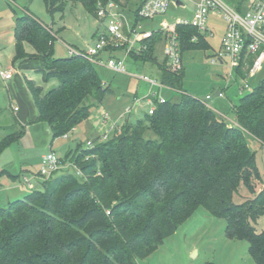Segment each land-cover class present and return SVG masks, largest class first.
I'll return each instance as SVG.
<instances>
[{"label": "trees", "instance_id": "16d2710c", "mask_svg": "<svg viewBox=\"0 0 264 264\" xmlns=\"http://www.w3.org/2000/svg\"><path fill=\"white\" fill-rule=\"evenodd\" d=\"M109 1L125 7L129 0L43 3L53 15L68 2H80L98 19V5ZM143 1L133 12L132 27L142 20L137 12ZM224 1L239 12L246 2ZM174 30L181 57L185 50L207 47L205 34L195 27L176 24ZM165 34L153 32L141 41L145 50L133 49L126 58L135 66L157 64V81L173 90L156 87L153 113L147 111L134 122L126 118L109 138H97L88 148L78 143L59 157L81 174L71 166L62 167L36 181L40 189L30 188L23 197L0 206V264H138L198 207L223 217L225 234L245 239L255 263L264 264V230L257 232L252 225L264 215V187L240 203L233 201L241 184L254 193L261 182L255 151L246 137L264 144V80L238 97L231 108L238 126H229L205 102L182 89L183 64L172 73L166 59L157 61L154 48ZM13 35L12 63L37 60L43 64L37 72L44 83L58 80L44 92L41 85L24 77L37 112L35 121L45 123L52 139L67 136L106 95L114 93L98 76L97 65L81 55L54 57L51 27L46 29L32 15L17 18ZM25 44L33 51L27 52ZM126 46L125 42L119 48L109 44L101 53L113 56ZM240 66L234 70L235 81L245 77ZM164 90L181 93L179 100L164 97L160 102L158 95ZM135 98L134 94L133 102ZM6 131L0 138V152L23 133L14 126Z\"/></svg>", "mask_w": 264, "mask_h": 264}, {"label": "rangeland", "instance_id": "374dc122", "mask_svg": "<svg viewBox=\"0 0 264 264\" xmlns=\"http://www.w3.org/2000/svg\"><path fill=\"white\" fill-rule=\"evenodd\" d=\"M123 1V0H122ZM139 0H129L125 8H117L116 12L133 26L134 15ZM183 6L171 5L166 14L156 15L153 20L142 19L138 22L137 31L158 28L161 22L171 24L177 19L190 20L196 0H180ZM30 14L40 21L47 29L51 27L53 35V56H67V48L85 51L94 43V35L97 29H104L105 22L90 15L80 2H68L62 12L50 15L44 6L43 0H0V67L4 70L14 69V79L5 82L0 78V138L6 134V128L14 126L15 129L23 130L18 139L11 141L0 152V206H6L8 202L23 197L30 188L22 184L23 176H28L39 170L42 155L53 151L58 157H64L65 152L74 149L78 143L85 145L87 140L93 141L112 136L114 129L119 127L127 118L129 122L143 118L148 108L145 104L135 103L132 96L144 97L150 84L137 78L112 72L104 67L97 66L96 71L103 82L110 84L114 93L106 95L102 104L93 107L89 116L80 122L75 129L71 130L67 137L59 136L51 138L45 123L21 121L23 113L29 117L32 114L34 103L30 93L24 84V75L30 74L36 84L43 87L46 92L58 84L53 78L44 83L42 74H32L31 68L39 69L43 64L37 60L30 63H12L15 53L14 26L18 17ZM139 26V28H138ZM207 26L211 34L204 39L207 47L204 49H189L182 52L183 79L182 89L186 94L198 98L209 107L217 108L220 112L227 114L229 118L234 115L230 112L238 97L249 92L260 81L264 80V64L253 76L238 78L234 80L231 62L223 54L221 49V37L224 33L225 24L221 18L209 14ZM201 34H204L200 32ZM161 45L158 43L154 48L157 53V61L161 62ZM27 52L33 48L25 44ZM118 57H123L122 52H117ZM223 60L219 62L217 57ZM106 59L107 55H102ZM216 58V62L212 60ZM128 72L137 75H146L150 79L158 80L160 71L157 64L144 62L142 67H135L130 58H126ZM136 65V66H138ZM248 88L242 91L239 87L243 83ZM9 83L14 87L11 92ZM22 86V88H21ZM156 88V87H154ZM225 93L223 98L217 97V92ZM27 93V100L23 96ZM207 93L212 94L211 100H205ZM163 97H169L172 101H178L181 93H172L164 90L160 93ZM118 95H122L118 101ZM11 97V98H10ZM119 97V96H118ZM129 99V100H128ZM133 106L134 114L124 113L125 105ZM232 105V106H231ZM17 106L19 111H13ZM231 106V107H230ZM36 110V109H35ZM106 113V117H105ZM217 117L220 115L215 111ZM28 115V114H27ZM248 145L256 151L255 161L261 175V182L251 193L242 184L237 193L233 195L235 203L242 202L245 198H251L262 187H264V145L251 137H246ZM35 189L41 186L32 179ZM225 219L207 213L203 207H198L193 213L179 223L175 232L164 239L158 247L148 256L140 259L138 264H256L248 252V243L245 239L230 238L225 234ZM258 231L264 230V215L255 225Z\"/></svg>", "mask_w": 264, "mask_h": 264}, {"label": "built area", "instance_id": "2783aa9c", "mask_svg": "<svg viewBox=\"0 0 264 264\" xmlns=\"http://www.w3.org/2000/svg\"><path fill=\"white\" fill-rule=\"evenodd\" d=\"M171 5H178L176 0H144L138 9L137 15L141 19L153 20L156 15L166 14ZM118 5L109 1L106 5H98L97 17L102 20L104 25L103 32L99 33L94 43L88 46L85 51L67 48L68 55H81L90 63L104 67L115 73L124 74L143 80L150 84L148 93L142 98H135V103L145 104L148 108V113H153L155 104L153 97L157 95L154 87L166 88L173 90L160 82L150 79L146 75H137L136 73L128 72L126 66V57L128 52L135 49L141 51L146 49V44L141 41L151 37L153 32L160 31L165 34V39L162 41V54L166 59L167 69L174 73L182 68V57L179 48V41L174 30L176 24L190 25L195 27L199 32L205 35H210L211 31L207 26V17L209 14L221 18L225 24L224 33L221 37V49L231 62V70L234 72L237 66L245 71V78L253 76L259 71L264 64V0H246L244 10L239 12L233 6L227 4L224 0H196L194 10L190 20L177 19L174 23L167 24L161 22L158 28L151 30L137 31L136 26L130 27L116 12ZM139 28V26H138ZM192 41L196 37H192ZM126 43V48L123 51V57L107 56L104 59L101 52L107 45L113 48H119L123 43ZM250 61H248V58ZM220 63L223 60L218 56ZM217 60L214 58L212 63ZM13 76L12 69H2L0 67V78L8 81ZM249 86L245 82L240 85L239 90L247 89ZM217 97H224L223 91L217 92ZM212 98L211 93L205 95V100ZM160 102H164V97L158 95ZM17 110V107L13 108ZM133 106H126L124 113H129ZM220 116L226 120L229 126H238L235 120H231L225 115ZM106 117V113H105ZM64 137H67L64 135ZM106 135L102 137L105 138ZM93 142L87 140L85 147H92ZM71 166L75 169L76 174H81L80 170L72 163H61L60 158L53 152L48 151L42 155L40 167L37 173H32L30 177L23 176L22 184L28 188H34L32 179L35 181L47 179L53 172L62 168Z\"/></svg>", "mask_w": 264, "mask_h": 264}, {"label": "crops", "instance_id": "0c3cea01", "mask_svg": "<svg viewBox=\"0 0 264 264\" xmlns=\"http://www.w3.org/2000/svg\"><path fill=\"white\" fill-rule=\"evenodd\" d=\"M138 2L140 3L141 0H139ZM176 2H177V4H178L177 7H178V6H179V7L183 6V3H182L180 0H176ZM139 3H138V4H139ZM126 6H127V5H126ZM126 6H125V7H126ZM174 6H176V5H174ZM125 7L122 6L121 8H125ZM118 8H120V7L118 6ZM192 14H193V13H192ZM121 16H122L123 20L128 24V21L125 19V17H123L122 14H121ZM128 25H129V24H128ZM151 29H153V28H151ZM151 29H150V30H151ZM103 30H104V29H103ZM103 30H101V29L98 28L97 31H96V33H95V35H94V38H93V39L95 40V39L97 38L98 34L101 33V32H103ZM210 31H211V30H210ZM206 36H207V35H206ZM117 52H122V53H123L122 50H116V51H114V52L112 53V55L118 57L117 55H115V54H117ZM123 54H124V53H123ZM161 54H162V45H161ZM102 55L104 56V55H107V54L102 53L101 56H102ZM154 55H155L156 58H157V53L154 54ZM107 56H109V55H107ZM162 59H164L163 54H162ZM11 62H12V61H11ZM27 63H30V61L27 62ZM27 63H26V64H27ZM24 64H25V63H24ZM26 64H25V65H26ZM143 64L145 65V63H143ZM182 64H183V63H182ZM139 66L143 68V65H142V66H141V65H138V66H135V67L137 68V67H139ZM9 69H10V68H9ZM12 70H13V76H12V78L9 80V82H11V81L14 79V73H15V70H14V69H12ZM30 70H31V72H33L32 74H36V73H38V72H37V69H35V68H31ZM24 77H27L28 79L33 80V77H32L30 74H28V75H24ZM33 81H34V80H33ZM5 82H7V81H5ZM34 82H35V81H34ZM24 84H25V83H24ZM8 85H9V88H10L11 92H13V93H14V91H13L12 89H13L14 87H16V89H17V87H19L18 84H17L16 86H13L12 83H9ZM21 88H22V86H21ZM25 88H26V85H25ZM150 89H151V88H150ZM153 89H155V88H153ZM221 91H222V90H221ZM223 93H224V92H223ZM160 95H161V94H160ZM23 96L25 97V100L28 99V98H27V93H26V92L23 94ZM118 96H119V97H118ZM118 96H116L117 99H118V101H120L122 98H125V97H126V96H125V97H122V95H118ZM224 96H225V93H224ZM212 97H213V96H212ZM10 98H11V97H10ZM218 98H219V97H218ZM222 98H223V97H222ZM211 99H212V98H211ZM211 99H209V100H211ZM128 100H129V99H128ZM206 105H207V104H206ZM126 106H131V105L128 104V105H125V107H126ZM207 106H208V105H207ZM231 106H232V105H231ZM231 106H230V107H231ZM14 107H17V106H13V107H12V110H13V111H16V112H17V111L20 110L19 108H17V110H14V109H13ZM125 107H124V108H125ZM208 107H209V106H208ZM209 108H211V107H209ZM33 109H34V110H33ZM211 109L214 110V111H216L219 115L221 114V115H225V116L228 117L227 114H224V113L220 112L217 108H213V107H212ZM31 110H33V112H32V114H30V117H29V110H28V112H26L28 115H27V114L25 115V113H23L22 116L20 117V120H21V121H25V122H32V121L36 120L37 112H36L35 108H32V107H31ZM230 112L233 114L232 111H230ZM134 113H135V110L132 109L131 114H134ZM233 115H234V114H233ZM220 117H221V116H220ZM228 118H229V117H228ZM230 119H231V118H230ZM231 120H234V117H233ZM47 131H48V128H47ZM255 141H256V140H255ZM257 142H258V141H257ZM259 143H260V142H259ZM261 144H262V143H261ZM262 145H264V144H262ZM255 155H256V151H255ZM261 217H262V216H261ZM261 217H260V218H261ZM260 218H259V219H260ZM259 219H258V220H259ZM258 220H257V221H258ZM257 221H256L255 223L252 224V225L254 226L255 229H256L255 225H256ZM256 231H257V232H260V231H258L257 229H256ZM261 231H262V230H261Z\"/></svg>", "mask_w": 264, "mask_h": 264}]
</instances>
